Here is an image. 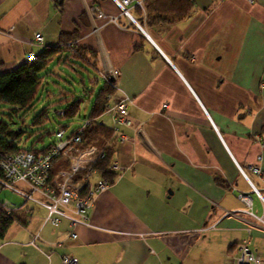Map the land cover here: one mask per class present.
Listing matches in <instances>:
<instances>
[{
  "label": "crops",
  "instance_id": "0c3cea01",
  "mask_svg": "<svg viewBox=\"0 0 264 264\" xmlns=\"http://www.w3.org/2000/svg\"><path fill=\"white\" fill-rule=\"evenodd\" d=\"M147 1L131 0L134 24L114 0H0V73L76 32L101 77L118 73L114 103L131 102L111 157L128 170L87 221L56 230L23 204L0 264H235L245 243L264 264V185L249 171L264 175V0H191L186 20L152 26Z\"/></svg>",
  "mask_w": 264,
  "mask_h": 264
},
{
  "label": "trees",
  "instance_id": "16d2710c",
  "mask_svg": "<svg viewBox=\"0 0 264 264\" xmlns=\"http://www.w3.org/2000/svg\"><path fill=\"white\" fill-rule=\"evenodd\" d=\"M193 8L194 5L191 0H148L145 4L146 23L151 26L159 24L171 25L177 21L186 20ZM77 41L78 34L76 32L63 34L60 36L55 47L45 49L34 57V61H26L11 72L0 73V163L15 157L20 152H29L35 156L44 155L50 149V146L56 142L55 136L58 132L63 131L67 134L66 128H59L56 133H53L55 141L47 149H36L38 144L42 145L44 140L50 137V133L43 132L42 135L33 140V134L24 130V125H26L25 119L20 120V124L18 125L16 117H18L21 111L30 112V107L36 101L41 88L42 78L51 69L55 70L54 65L64 64L67 66L70 71L83 80L82 84H84L83 72H85L86 77H90L91 74L100 75L96 53L78 47ZM103 81L104 84L93 103L88 119L91 126L82 133L81 138L84 146L101 148V143L114 135L113 125L109 128L105 124L97 122L99 117L106 114L109 109L114 108L118 102L114 103L113 100L116 94L115 82L109 83L105 80ZM71 97L70 93L61 94L59 104H66V106L57 110V117L74 119L78 116L82 102H69ZM47 122H49V119L46 116V112H43L34 120L33 126L42 129ZM76 130L71 134H67V136L74 134ZM29 139H32L33 143L30 149H26L24 145H26ZM111 157L112 153L108 154L110 161ZM110 163L108 161L98 162L95 164V168L100 172V176L106 179L111 186L118 173L109 172ZM53 165L52 175L66 169L67 166L65 162H57ZM2 182H4V175L0 169V187ZM16 188L23 191L27 190L26 185L23 184L17 185ZM0 203L4 206L3 200H0ZM28 203L23 199V204ZM23 206L17 207L9 204L6 207L8 211L0 210V240H4L8 230L14 223L24 224L23 219L26 220V217L22 210Z\"/></svg>",
  "mask_w": 264,
  "mask_h": 264
},
{
  "label": "built area",
  "instance_id": "2783aa9c",
  "mask_svg": "<svg viewBox=\"0 0 264 264\" xmlns=\"http://www.w3.org/2000/svg\"><path fill=\"white\" fill-rule=\"evenodd\" d=\"M114 2L121 13L133 21L129 14L131 0L120 2L114 0ZM89 13L94 18L104 17L98 9H92ZM133 23L136 24L134 21ZM34 40L37 44L42 42L40 35H36ZM27 61H34V56L29 54ZM117 76V72H111L108 76L103 75L102 79L113 83ZM130 103L128 98L123 97L114 108L109 109L113 125V138L117 144L128 141V138L120 132V128H130V123L127 120V109ZM166 108L165 105L164 109ZM90 126V121L84 117L83 126L77 129L74 134L67 136L63 131L58 132L55 136L56 142L50 146L44 155L35 156L29 152H20L15 157L0 163V169L4 175V182L1 183L0 191L6 189L19 195L27 202L42 208L47 213L46 223L56 230L60 228L64 220L68 221L71 227L76 224H84L98 197L110 187L106 179L100 176L95 164L105 161L110 163L108 154L112 152L103 146L101 148L84 146L81 138L82 133ZM55 162H65L68 169L66 166L67 170H61L52 175L51 171L54 167L53 164H56ZM56 166L59 167L60 165ZM108 170L111 173L121 172V168L114 162L110 163ZM249 171L257 176L264 185V175L259 167L251 166ZM240 172L252 185L242 170ZM19 184L26 185L27 190L23 191L16 188ZM253 191L259 196L254 188ZM238 199L250 207L251 199L244 195H240ZM8 205L4 203L3 206L0 203V210L8 211L6 209ZM70 214L76 219L71 218ZM36 238L38 237L32 239L31 244ZM62 264H76V261L66 256L62 258ZM235 264H262V260L256 258L249 250L248 244L245 243L239 248V258Z\"/></svg>",
  "mask_w": 264,
  "mask_h": 264
},
{
  "label": "rangeland",
  "instance_id": "374dc122",
  "mask_svg": "<svg viewBox=\"0 0 264 264\" xmlns=\"http://www.w3.org/2000/svg\"><path fill=\"white\" fill-rule=\"evenodd\" d=\"M54 67L55 70L51 69L49 73L42 78L41 88L38 92L36 101L32 107H30V112L26 113L25 111H21L18 117H16V122L18 125L20 124V120H23V118L25 119L26 125H24V130H27L29 133L33 134V140L42 135L43 132L50 133V137L46 138L42 145L38 144L36 146V149L39 150L47 149L49 145L55 141L53 133H56L59 128H66L67 134H71L76 129H79L81 126H83V118L85 117L89 119L93 103L104 84V81L100 75H94L90 73L91 76L86 77L85 72H83L82 75L84 84H82L83 80L80 79L75 73L70 71L64 64L54 65ZM62 93H70V95H72L69 102H82L80 112L74 119H65L56 116L57 110L66 106V104H59ZM43 112H46L49 122H47L42 129L34 127V120ZM110 121L111 113L109 111L97 119V122L103 123L107 126L111 124ZM24 139L26 140V138ZM33 140L29 139L26 145H24L26 149L31 148ZM116 179L117 177L115 180ZM0 200H3L4 203L17 207L23 206L22 197L11 193L6 189L0 191ZM26 206L27 205L23 206V208ZM30 207H32V205L29 203L28 208Z\"/></svg>",
  "mask_w": 264,
  "mask_h": 264
},
{
  "label": "bare ground",
  "instance_id": "6f19581e",
  "mask_svg": "<svg viewBox=\"0 0 264 264\" xmlns=\"http://www.w3.org/2000/svg\"><path fill=\"white\" fill-rule=\"evenodd\" d=\"M61 2V1H60ZM111 23H115L113 20H111L110 21ZM101 146H103V147H105V148H108L107 150H111V152H112V154H113V152H115L116 151V147H117V143H116V141H115V139L113 138V137H110V139H107V140H105V141H103L102 143H101ZM111 162H114L113 160H112V158H111ZM114 163H116V162H114ZM117 164V163H116ZM118 165V164H117ZM120 168H121V172L122 171H124V170H128V168H124V167H121L120 165H118ZM120 172V173H121ZM120 173H118V175L120 174ZM46 217H47V213H46ZM72 237L74 238V239H76L77 238V236H75V235H72ZM71 258V257H70ZM239 258V257H238ZM237 258V259H238ZM72 259H74V258H72ZM236 259V260H237ZM236 260H235V262H236Z\"/></svg>",
  "mask_w": 264,
  "mask_h": 264
},
{
  "label": "water",
  "instance_id": "95a60500",
  "mask_svg": "<svg viewBox=\"0 0 264 264\" xmlns=\"http://www.w3.org/2000/svg\"><path fill=\"white\" fill-rule=\"evenodd\" d=\"M57 1L59 2V1H62V0H57Z\"/></svg>",
  "mask_w": 264,
  "mask_h": 264
}]
</instances>
